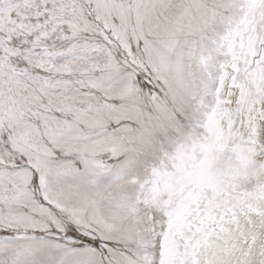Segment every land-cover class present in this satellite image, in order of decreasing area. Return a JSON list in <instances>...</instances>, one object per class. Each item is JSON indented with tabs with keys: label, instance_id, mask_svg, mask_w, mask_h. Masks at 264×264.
<instances>
[{
	"label": "snow or ice",
	"instance_id": "obj_1",
	"mask_svg": "<svg viewBox=\"0 0 264 264\" xmlns=\"http://www.w3.org/2000/svg\"><path fill=\"white\" fill-rule=\"evenodd\" d=\"M0 264H264V0H0Z\"/></svg>",
	"mask_w": 264,
	"mask_h": 264
}]
</instances>
